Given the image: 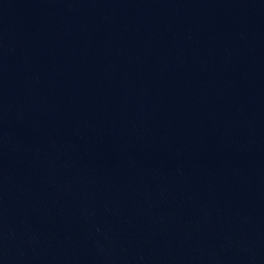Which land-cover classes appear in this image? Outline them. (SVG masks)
I'll return each instance as SVG.
<instances>
[{
  "label": "water",
  "instance_id": "1",
  "mask_svg": "<svg viewBox=\"0 0 264 264\" xmlns=\"http://www.w3.org/2000/svg\"><path fill=\"white\" fill-rule=\"evenodd\" d=\"M0 264H264V0H0Z\"/></svg>",
  "mask_w": 264,
  "mask_h": 264
}]
</instances>
